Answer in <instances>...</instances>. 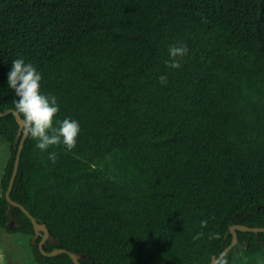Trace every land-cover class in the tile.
<instances>
[{
	"label": "trees",
	"instance_id": "16d2710c",
	"mask_svg": "<svg viewBox=\"0 0 264 264\" xmlns=\"http://www.w3.org/2000/svg\"><path fill=\"white\" fill-rule=\"evenodd\" d=\"M173 44L189 49L179 69L166 64ZM21 57L57 97L56 120L81 126L71 151L27 136L21 153L11 196L48 225L47 251L82 253V264H209L232 224L264 226V0H0V111L14 108L8 73ZM18 130L13 112L0 116V225L33 238L6 197ZM237 232L217 264L264 255V231ZM31 245L40 264H77Z\"/></svg>",
	"mask_w": 264,
	"mask_h": 264
},
{
	"label": "clouds",
	"instance_id": "9594fccd",
	"mask_svg": "<svg viewBox=\"0 0 264 264\" xmlns=\"http://www.w3.org/2000/svg\"><path fill=\"white\" fill-rule=\"evenodd\" d=\"M168 51L171 59L166 61L167 66L181 68V59L188 55V47L173 44ZM159 79L161 84L167 83L166 75ZM42 80L41 72L33 63H26L22 57L12 61V69L8 73V87L14 90L17 97L14 110L23 119L25 134L37 141L35 146L38 149L47 151L51 146L63 144L71 151L75 148L81 132L80 123L72 118L56 120L60 112L58 99L55 95L42 92ZM57 159L56 152L49 153V160L55 163ZM201 225L206 226L207 221H202ZM202 235L203 233H199L193 239H199ZM223 264H227V261H223Z\"/></svg>",
	"mask_w": 264,
	"mask_h": 264
},
{
	"label": "water",
	"instance_id": "95a60500",
	"mask_svg": "<svg viewBox=\"0 0 264 264\" xmlns=\"http://www.w3.org/2000/svg\"><path fill=\"white\" fill-rule=\"evenodd\" d=\"M13 112L16 115V118L19 122V130L17 133V139L20 140L19 145H18V152L15 158V163H14V169L9 181V185H8V189L6 191V197L8 199V201L17 207H21L26 213L27 215L31 218L33 224H34V228H35V235L33 237V243L35 245H38L39 248L41 249V251L46 254V255H56L58 253H62V252H67L69 253L73 260L77 263V264H82L80 261V257L82 256V253H77V252H73L67 248H62V247H57L51 251H47L44 246L47 243V240L50 239L53 243H57L54 239V236L51 235L50 233V229L48 227V225L44 222H41L37 219V217L35 215H33L30 210L23 205L21 202L15 200L12 196H11V191L13 189L14 183H15V179L16 176L18 174V170H19V164H20V159H21V153L25 144V140L27 138L28 135L25 134L24 132V123H23V119L21 116L17 115V113L15 112L14 108H9L6 109L4 111H0V116L6 115ZM15 226V220H11L10 221V227H14ZM248 230V231H255L257 234L259 233V231H264V226H251L248 224H244V223H234L230 226V231L233 233V237H232V241L230 242L229 245H227L223 251L217 256V255H213L212 260L209 264H217L218 262H220L222 260V258L235 246L238 244L239 242V238H238V232L237 230ZM39 236H42L40 241H37V238ZM69 264V263H67Z\"/></svg>",
	"mask_w": 264,
	"mask_h": 264
},
{
	"label": "rangeland",
	"instance_id": "374dc122",
	"mask_svg": "<svg viewBox=\"0 0 264 264\" xmlns=\"http://www.w3.org/2000/svg\"><path fill=\"white\" fill-rule=\"evenodd\" d=\"M10 156V146L0 135V195L1 180L7 160ZM16 224V222H15ZM31 235L21 231H9L0 225V264H40L31 245ZM255 264H264V255Z\"/></svg>",
	"mask_w": 264,
	"mask_h": 264
}]
</instances>
